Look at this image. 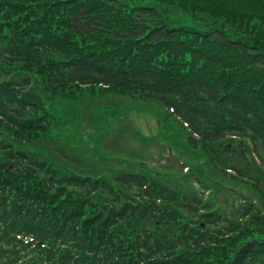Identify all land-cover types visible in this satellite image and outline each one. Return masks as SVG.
Masks as SVG:
<instances>
[{
    "label": "trees",
    "instance_id": "1",
    "mask_svg": "<svg viewBox=\"0 0 264 264\" xmlns=\"http://www.w3.org/2000/svg\"><path fill=\"white\" fill-rule=\"evenodd\" d=\"M85 92L167 109L202 162L53 146ZM0 264H264V0H0Z\"/></svg>",
    "mask_w": 264,
    "mask_h": 264
},
{
    "label": "rangeland",
    "instance_id": "2",
    "mask_svg": "<svg viewBox=\"0 0 264 264\" xmlns=\"http://www.w3.org/2000/svg\"><path fill=\"white\" fill-rule=\"evenodd\" d=\"M60 113L62 129L50 138L52 145L59 141L66 149L75 147L88 162H95V156L110 165L143 163L149 170L155 166L164 176L178 180L188 167L193 170L202 162L201 154L179 146L186 138L179 121L154 103L85 92L75 102L60 107ZM235 187L247 193L242 186Z\"/></svg>",
    "mask_w": 264,
    "mask_h": 264
}]
</instances>
